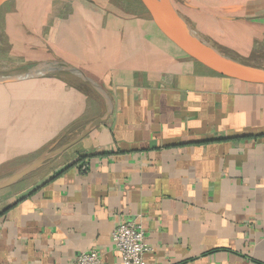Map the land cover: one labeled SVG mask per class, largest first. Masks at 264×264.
Wrapping results in <instances>:
<instances>
[{
	"label": "crops",
	"instance_id": "obj_1",
	"mask_svg": "<svg viewBox=\"0 0 264 264\" xmlns=\"http://www.w3.org/2000/svg\"><path fill=\"white\" fill-rule=\"evenodd\" d=\"M78 9L43 24L32 69L46 72L19 80L68 71L57 95L44 100L34 85L0 93V166L60 146L72 123L74 139L104 113L102 95L71 69L99 82L114 111L51 160L48 176L0 190V264H74L89 249L123 264L112 233L135 219L152 247L147 264H264V85L190 58L150 15Z\"/></svg>",
	"mask_w": 264,
	"mask_h": 264
},
{
	"label": "rangeland",
	"instance_id": "obj_2",
	"mask_svg": "<svg viewBox=\"0 0 264 264\" xmlns=\"http://www.w3.org/2000/svg\"><path fill=\"white\" fill-rule=\"evenodd\" d=\"M185 1L196 7L186 5ZM170 2L194 31L222 53L236 60L264 68V0H170ZM78 5L93 11L111 12L128 17L150 15L143 0H11L0 8V79L17 77L31 70L46 72V66L41 63L38 64L39 70L36 67L32 69L33 65L43 58L41 54H44L40 46V28L47 23L51 26L56 25L57 12L60 14L77 12ZM226 16L231 18H225ZM48 17H51L49 21H47ZM236 17L238 19H235ZM50 29L54 32L57 30V28ZM58 68L61 67L58 66ZM54 72L59 75L0 84V93L11 90L13 94L23 95L26 90V86L23 88V85H34L36 89L40 87L45 89L44 100L55 97L58 81L62 78L60 75L70 74L64 70ZM81 84L85 85V89L90 90L86 82ZM40 95L39 92H33L34 98H40ZM69 97H71L70 94ZM1 102L4 103L2 100ZM68 102L66 101L65 112ZM59 111L60 108L58 113ZM74 126L76 125L72 123L66 127L56 145H61L75 136L68 134ZM54 143L56 140L42 146L31 156L0 166V176L33 160L37 154L47 151ZM58 161L59 159L50 161L36 170L33 176L35 178L32 177L33 181L48 176Z\"/></svg>",
	"mask_w": 264,
	"mask_h": 264
},
{
	"label": "water",
	"instance_id": "obj_3",
	"mask_svg": "<svg viewBox=\"0 0 264 264\" xmlns=\"http://www.w3.org/2000/svg\"><path fill=\"white\" fill-rule=\"evenodd\" d=\"M9 1L11 0H0V8ZM143 2L147 11L162 32L189 57L220 75L247 83L264 85V68L236 60L215 48L185 22L171 6L170 0H143ZM185 4L190 7H196L186 1ZM225 18L230 19L231 17L226 16ZM71 70L102 95L106 105L104 113L90 121L74 139L60 146L52 147L30 163L0 178V190L13 186L36 170L44 167L93 130L106 123L112 116L114 102L110 93L99 82L83 71L79 69ZM42 74L43 72L41 71H33L10 79H0V82L24 80Z\"/></svg>",
	"mask_w": 264,
	"mask_h": 264
},
{
	"label": "built area",
	"instance_id": "obj_4",
	"mask_svg": "<svg viewBox=\"0 0 264 264\" xmlns=\"http://www.w3.org/2000/svg\"><path fill=\"white\" fill-rule=\"evenodd\" d=\"M80 171L86 173L88 166H80ZM114 246L120 253L123 264H147L145 255L152 250L146 240L143 222L140 220H125L119 223L112 233ZM74 264H105L96 249L82 251Z\"/></svg>",
	"mask_w": 264,
	"mask_h": 264
}]
</instances>
